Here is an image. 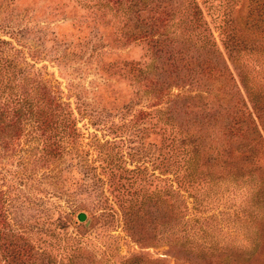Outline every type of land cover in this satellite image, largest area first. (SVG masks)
Here are the masks:
<instances>
[{
  "label": "rangeland",
  "instance_id": "1",
  "mask_svg": "<svg viewBox=\"0 0 264 264\" xmlns=\"http://www.w3.org/2000/svg\"><path fill=\"white\" fill-rule=\"evenodd\" d=\"M182 1L0 0V264H264L250 182L183 180ZM197 1L223 52L247 0Z\"/></svg>",
  "mask_w": 264,
  "mask_h": 264
},
{
  "label": "trees",
  "instance_id": "2",
  "mask_svg": "<svg viewBox=\"0 0 264 264\" xmlns=\"http://www.w3.org/2000/svg\"><path fill=\"white\" fill-rule=\"evenodd\" d=\"M251 1H246L243 13L233 14L224 6L217 15L214 27L223 52L206 28L198 1H182L190 5L198 32L192 38L186 35L178 39L184 71H177V77L194 84V90L203 86L206 92L211 89L209 78L216 79L219 91L213 102L205 99L201 103L192 97L200 99L207 97L206 93H189L188 88L173 94L181 102L178 108L168 110V118L181 133L178 140L186 164L183 180L212 184L224 176L245 179L250 182L247 191L254 197L252 204L262 205L264 164L259 159H264V2ZM202 2L209 4V0ZM210 20L213 22L212 17ZM246 60L254 61L257 68Z\"/></svg>",
  "mask_w": 264,
  "mask_h": 264
},
{
  "label": "water",
  "instance_id": "3",
  "mask_svg": "<svg viewBox=\"0 0 264 264\" xmlns=\"http://www.w3.org/2000/svg\"><path fill=\"white\" fill-rule=\"evenodd\" d=\"M85 212L83 210H79L77 213H76V218L78 220H84L83 222L86 223V219H85Z\"/></svg>",
  "mask_w": 264,
  "mask_h": 264
}]
</instances>
